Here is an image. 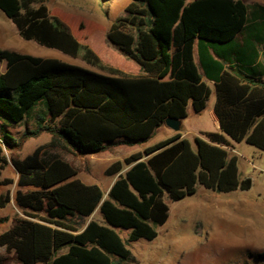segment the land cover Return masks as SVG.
Returning a JSON list of instances; mask_svg holds the SVG:
<instances>
[{"label": "trees", "instance_id": "obj_1", "mask_svg": "<svg viewBox=\"0 0 264 264\" xmlns=\"http://www.w3.org/2000/svg\"><path fill=\"white\" fill-rule=\"evenodd\" d=\"M246 1L132 0L107 39L139 66L140 76L116 69L103 74L0 49V113L19 125L42 110L37 129L26 132L21 145L51 135L23 160L12 159L19 187L15 202L25 217L0 235V246L22 264H115L112 256L131 257L117 229L130 231L128 242L155 240L156 227L169 218L165 196L178 202L198 185L219 194L250 191L253 180L241 177L233 143L264 152V59L259 61L258 49L264 45V7L250 13ZM0 11L24 40L73 58L83 52L85 62L101 64L63 20L50 15L45 0H0ZM196 47L204 75L214 82L221 133L196 137L193 146L179 132L114 162L106 172L118 178L107 196L98 185L76 179L71 164L48 155L49 149L87 156L134 146L152 138L167 118L186 119L190 103L202 113L212 88L195 62ZM4 142L16 145L9 134ZM2 152L0 147V170L8 164ZM10 200V193L0 196V208ZM97 209L105 224L72 223Z\"/></svg>", "mask_w": 264, "mask_h": 264}, {"label": "rangeland", "instance_id": "obj_2", "mask_svg": "<svg viewBox=\"0 0 264 264\" xmlns=\"http://www.w3.org/2000/svg\"><path fill=\"white\" fill-rule=\"evenodd\" d=\"M257 0H252L249 6ZM264 2V0H259ZM132 0H45L50 15L63 20L81 44L92 48L100 57V65L84 61L83 52L76 58L57 50L49 49L35 41L24 40L14 23L0 11V49L10 50L40 58L58 59L68 64L107 74L116 69L128 76L140 71L138 65L127 59L107 39L112 24L127 16L126 8ZM5 63L0 64V72ZM215 99L213 88L208 109L202 114L190 115L183 121L182 133H186L194 146L196 131L213 130L210 108ZM38 109L33 116L19 125L12 124L0 113V147L8 164L0 170V181L12 180L11 185L0 182V196L10 193V202L0 208V235L13 227L16 220L25 214L15 202L18 173L12 159L23 160L41 145L51 140V135L42 133L20 141L26 132L37 129ZM171 131L164 126L158 129L148 141L134 146L117 145L108 147L98 154L76 156L63 149H49V156H55L71 164L78 174L76 179L85 184H95L106 194L110 185L118 177L109 176L107 169L116 161H122L133 153L144 150L170 137ZM9 134L16 145H6L4 135ZM241 177H251L253 188L248 192L219 194L197 186V192L183 200L164 201L169 206V218L162 226H157L158 237L153 241L140 239L128 242L130 231L117 229L131 251V257L121 259L112 256L115 264H264V152L245 142L236 143ZM28 189H24L27 191ZM90 220L101 224L105 221L97 209L87 219H72L81 228ZM67 249L61 251L66 252ZM0 264H22L14 251L0 246Z\"/></svg>", "mask_w": 264, "mask_h": 264}, {"label": "crops", "instance_id": "obj_3", "mask_svg": "<svg viewBox=\"0 0 264 264\" xmlns=\"http://www.w3.org/2000/svg\"><path fill=\"white\" fill-rule=\"evenodd\" d=\"M250 1H252V0H247L246 1V4L249 6V2ZM256 3H254V5H252V6H249V9H250V13L252 12V13H257L258 11H259V7H264V2H262V1H259V0H257V1H255ZM258 49H259V51L261 52V56H260V58H259V61H262L263 59H264V45H262V46H259L258 47ZM216 59H218L216 56H214ZM194 58H195V62H196V64L199 66V71H200V73H201V75L203 76V80L212 88V94H213V88H214V82L212 81V80H209V79H207L206 78V76L204 75V71H203V69L201 68V66H200V62H199V53H198V48L196 47L195 48V53H194ZM140 75H142V72H141V70L139 71V72H136V75L135 76H140ZM263 80H264V77H263ZM215 92V91H214ZM211 97H212V95H211ZM210 97V98H211ZM210 100V99H209ZM215 102H216V95H215V99L213 100V102H212V106H211V108L209 109L210 111V116H211V121L213 122V130H211V131H208V130H202L201 128H199L197 131H196V133H195V135H196V137H199V138H204L205 136H204V134L205 133H211V132H216V133H221V129H220V124H219V121H218V119H217V117L215 116V113H214V106H215ZM208 107H209V101H208V103H207V107H206V109L202 112V113H200V114H197L195 111H194V109H193V106H192V104L190 103L189 105H188V107H187V113H188V116L187 117H189V115H190V109H192L193 110V112H194V114H197V115H202L207 109H208ZM185 120V119H184ZM184 120H181V129H182V126H183V121ZM165 128H167V129H169L170 131H171V133H170V137H172L173 135H175L176 133H181V135H182V137H185V138H187V134L186 133H182L181 132V129H180V131L179 132H174L173 130H171L170 128H168L166 125H163ZM160 128H162V127H160ZM159 128V129H160ZM169 137V138H170ZM195 137V138H196ZM235 144L236 143H233V146H234V150H233V153L234 154H236L237 155V152H236V149H235ZM118 176V175H117ZM118 178V177H117ZM116 178V179H117ZM114 183V182H113ZM113 183L110 185V188H111V186L113 185ZM88 185H93V184H88ZM110 188H109V190H110ZM109 190H108V192H109Z\"/></svg>", "mask_w": 264, "mask_h": 264}, {"label": "water", "instance_id": "obj_4", "mask_svg": "<svg viewBox=\"0 0 264 264\" xmlns=\"http://www.w3.org/2000/svg\"><path fill=\"white\" fill-rule=\"evenodd\" d=\"M165 125L174 132H179L181 129V120L176 118H167Z\"/></svg>", "mask_w": 264, "mask_h": 264}]
</instances>
